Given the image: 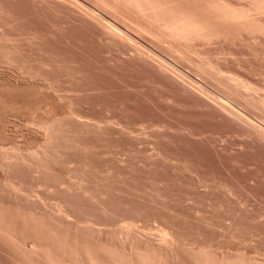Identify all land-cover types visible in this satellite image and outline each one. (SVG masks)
<instances>
[{
	"label": "rangeland",
	"instance_id": "obj_1",
	"mask_svg": "<svg viewBox=\"0 0 264 264\" xmlns=\"http://www.w3.org/2000/svg\"><path fill=\"white\" fill-rule=\"evenodd\" d=\"M113 1L0 0V264H264V32Z\"/></svg>",
	"mask_w": 264,
	"mask_h": 264
},
{
	"label": "bare ground",
	"instance_id": "obj_2",
	"mask_svg": "<svg viewBox=\"0 0 264 264\" xmlns=\"http://www.w3.org/2000/svg\"><path fill=\"white\" fill-rule=\"evenodd\" d=\"M114 1L117 2L118 5L120 4V6L122 5V7H126L127 9L133 10L138 14H140L141 16L153 21L154 23H157L159 28L162 31H164L165 35L171 40H178V41L181 40V42L182 40L183 42L184 41L194 42L197 39L198 40L201 39V41L202 40L204 41L205 39L212 40V38L213 39L216 38V36H218L220 33V31L218 32L216 30L217 29L216 26L218 23L226 24V27L227 25L229 26L233 25L236 27L244 28V30H247L248 32L255 31V32H260L261 34L264 32V25H262V23L259 24L261 20L260 21L257 20L258 18L253 14V12L250 9L245 10L246 8L245 9L238 8L230 4V2L229 1L227 2L226 0H208L209 2L208 1L206 3L203 2L205 4V6L203 5L205 9L204 7L203 9L207 11L208 16H204L201 14V12L198 13L197 11L191 12L183 9H178L179 7L177 8V6H179L180 4L175 6L177 3L176 2L174 3L173 0H114ZM252 1H253L252 4L255 3L254 6L257 8V10H261L263 13L264 0H252ZM185 6L186 5H184V7ZM220 29L221 28H219V30ZM171 49H173V47H171ZM165 234L168 235L167 233ZM149 260L151 261V258ZM91 261H90L91 264H99L95 260H91ZM150 261L146 260L141 264H152L153 261L152 262Z\"/></svg>",
	"mask_w": 264,
	"mask_h": 264
}]
</instances>
